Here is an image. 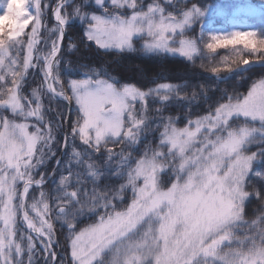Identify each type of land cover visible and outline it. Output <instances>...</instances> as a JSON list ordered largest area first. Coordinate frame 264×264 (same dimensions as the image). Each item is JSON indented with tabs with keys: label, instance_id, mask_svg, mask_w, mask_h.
I'll list each match as a JSON object with an SVG mask.
<instances>
[{
	"label": "snow or ice",
	"instance_id": "6c2138e0",
	"mask_svg": "<svg viewBox=\"0 0 264 264\" xmlns=\"http://www.w3.org/2000/svg\"><path fill=\"white\" fill-rule=\"evenodd\" d=\"M91 2L101 14L84 10L90 0H7L0 12V264H264V195L248 190L250 177L264 180L257 170L264 167V149L248 151L253 134H264V72L246 92L222 89L210 103L201 86L206 107L195 90L182 92L171 82L143 87L91 69L62 80L61 45L73 20L84 25L86 42L117 58L138 51L188 61L198 55L195 40L187 38L192 18L203 16L194 5ZM134 38L145 41L141 49ZM229 46L240 53L231 61L236 67L212 72L264 66V39L255 31L213 36L206 44L210 52ZM36 74L39 88L25 95ZM45 96L67 103L46 110ZM173 101L188 106L180 110ZM173 108L179 115H165ZM153 132L158 144L141 147ZM58 153H68L77 169L65 165L64 198L52 204L43 190L60 168ZM105 153L119 158L111 175L123 173V180L115 188L90 158ZM52 157L47 171L44 162ZM79 169L94 178L90 188ZM250 196L262 210L249 219ZM72 204L77 209L65 220V236L57 219ZM89 212L91 222L78 226V216Z\"/></svg>",
	"mask_w": 264,
	"mask_h": 264
},
{
	"label": "trees",
	"instance_id": "16d2710c",
	"mask_svg": "<svg viewBox=\"0 0 264 264\" xmlns=\"http://www.w3.org/2000/svg\"><path fill=\"white\" fill-rule=\"evenodd\" d=\"M207 1V6L211 8L209 11V17L215 18L216 24L229 26L228 16L229 13L235 5L244 4V6H251L261 12L258 15L247 16L245 18L246 25L257 35L264 39V0H182L184 10L190 8L192 5L200 8ZM79 2V0H78ZM152 0H146L145 4L151 3ZM169 10H172L171 6H168ZM89 14L95 12L96 14H101V10L98 9L94 2L85 6L84 9ZM218 17V18H216ZM48 26L54 25L55 21L50 16L47 19ZM199 22H194L193 27L187 31V38H193L196 42L198 48V55L195 57L194 61H188L186 58H182L172 55L164 56H150L143 54L141 52L123 54L119 58L115 56L114 53H105L104 50L98 49L94 43L86 42L83 39V28L84 25L79 20L70 21L66 29V37L64 41V47L62 50L63 59L61 60V65L64 69L60 72V77L64 79H79L82 77V72L80 69H91L92 71H99L103 74L111 76L113 79L118 80L120 83H133L137 86L152 87L156 83L171 82L181 85V91L191 94L195 90L199 94L200 105L206 107L204 104L206 97L201 91V86L207 91V100L212 102L216 100L221 95L222 89H227L229 92L237 90L240 92H246L251 81L258 78L264 68H253L249 66V70H234L232 72L221 71L219 73L212 72V68L221 67L225 68L227 66H232L231 61L240 54L237 49L229 46L224 49H217L216 52H210L204 40H199L197 36ZM46 34V33H45ZM75 45V47L69 49V44ZM137 49L143 47L144 40L137 39L134 41ZM227 57V60H225ZM69 68L73 69L69 71ZM30 72L38 73V70L30 69ZM29 82L25 84L26 91L25 95H30L33 88H39L42 77L38 74L30 76ZM45 109L49 107L55 108L57 104L65 105L61 101L53 99L49 101L47 96L44 97ZM173 103L183 110L188 106V101H173ZM194 109L199 110V105L193 102ZM177 108H173L172 111L166 112L165 115H179ZM48 115L54 116V113L50 112ZM72 118V117H70ZM178 126H183L180 121H177ZM151 141L150 147H155L158 144V133H150L141 141V147ZM258 145L252 147V151L255 152L257 149H264V137H259L257 139ZM78 144V142H77ZM79 150V148H78ZM117 151L119 149H116ZM140 147L134 148L133 152L138 153ZM260 155L264 156V152ZM60 156V153H58ZM98 166L100 172H103L106 176L111 178V187L115 188L116 184L123 180V173L118 176H112L111 174L117 172V161L118 157L107 158V154H103L102 157H96L92 155L90 157ZM56 157L46 159L44 162V169L51 171L53 169ZM68 164L73 169H77V164L71 162V157L68 153L57 171V174L53 180L44 187V196L52 204L58 202V200L64 198V191L59 186V181L61 179V174L65 171V165ZM257 170L264 171V167L257 166ZM80 173H83V179L87 183V187H91L94 178L85 173L84 169H79ZM105 177H99V184H104ZM75 183L73 187H75ZM253 189L259 190L261 195H264V180H260L257 177H250V184L248 190ZM40 190H35L29 193V199L32 200L35 193ZM77 209V205L72 204L68 211L61 214L57 219V224L61 225V230L66 233L68 231L67 224L65 220L70 216L74 215ZM247 218H253L258 211L262 210L261 201L255 196H250L249 200L245 205ZM255 209V211H254ZM94 213H87L85 215L78 216V226H83L84 224L90 223L94 218ZM63 240L64 237H59ZM58 256L64 255L63 249H56Z\"/></svg>",
	"mask_w": 264,
	"mask_h": 264
},
{
	"label": "rangeland",
	"instance_id": "374dc122",
	"mask_svg": "<svg viewBox=\"0 0 264 264\" xmlns=\"http://www.w3.org/2000/svg\"><path fill=\"white\" fill-rule=\"evenodd\" d=\"M6 4H7V0H0V12H2L6 8ZM206 4L207 1L200 8L197 7L199 11L203 13V16L196 15L195 17H193L191 27L188 28L187 31H189L193 27L194 22H199V26L197 30L198 39L202 41L205 40L207 43L210 42V38L213 36L223 35L230 37L236 31L251 30L244 22L245 18L247 16L258 15L261 13L257 9H254L251 6H244V4L235 5L233 9L228 11L229 13H226V15L228 16L229 26H223L216 24L217 20H214L215 18L209 17V11L211 10V8ZM190 10L191 9H189V11ZM136 39H141V38H134V40ZM262 136L264 137V134H261L260 132H256L253 134L252 139L255 140L256 143L251 144V146L248 148L249 152H253L251 148L256 147L258 145L257 139Z\"/></svg>",
	"mask_w": 264,
	"mask_h": 264
},
{
	"label": "water",
	"instance_id": "95a60500",
	"mask_svg": "<svg viewBox=\"0 0 264 264\" xmlns=\"http://www.w3.org/2000/svg\"><path fill=\"white\" fill-rule=\"evenodd\" d=\"M65 36H66V33H65ZM64 41H65V37H64V40H63V43H62V45H61V51H62V49H63V46H64ZM56 100H60V101H63L62 99H59V98H55ZM65 103H67L66 101H64ZM65 154L66 153H64V154H61L60 155V161H61V163H62V161H63V159H64V157H65ZM57 170L58 169H56V172H57ZM53 177L54 176H51V177H48V180H47V183L44 185V187L53 179Z\"/></svg>",
	"mask_w": 264,
	"mask_h": 264
},
{
	"label": "clouds",
	"instance_id": "9594fccd",
	"mask_svg": "<svg viewBox=\"0 0 264 264\" xmlns=\"http://www.w3.org/2000/svg\"><path fill=\"white\" fill-rule=\"evenodd\" d=\"M225 58H227V57H225Z\"/></svg>",
	"mask_w": 264,
	"mask_h": 264
}]
</instances>
